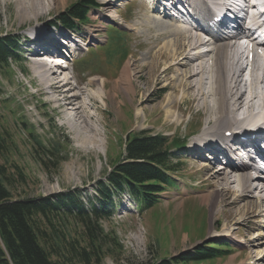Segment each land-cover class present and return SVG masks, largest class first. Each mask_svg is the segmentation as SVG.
Masks as SVG:
<instances>
[{
    "label": "rangeland",
    "instance_id": "374dc122",
    "mask_svg": "<svg viewBox=\"0 0 264 264\" xmlns=\"http://www.w3.org/2000/svg\"><path fill=\"white\" fill-rule=\"evenodd\" d=\"M76 1L53 3L51 12L42 17L43 27L49 34L79 40L77 35L51 28ZM116 1L115 9L107 11L103 8L104 3L96 0L99 7L89 12L85 25H78V35L98 27L99 40L90 42L88 38L82 42L81 46L88 45L89 51H84L74 63L63 69L68 76L76 77L74 83H86L91 77L107 79L112 84L121 76L133 54L141 57L146 54L151 33L142 23L146 20L145 15H151L150 7L143 0ZM16 16L14 0L6 5L0 1V36L13 35L21 39L22 44L21 62L0 68V135L12 141L8 158L3 163L8 167L17 165L25 175V181L18 180L19 185L12 188L15 199L50 197L72 190L84 197L87 207L91 206L90 200L98 206L96 187L122 160L128 136L145 132L183 142L194 133V137L186 140L187 146L200 136L203 123L197 116L188 115L178 126L166 121V112L155 108L154 104L165 100L169 92H159V86L149 88L144 76L143 82L138 83L143 89L146 85L149 88L144 95L130 98L125 94L114 100L116 110L110 107L99 112L102 144L86 146L73 140L70 130L64 126L65 112L52 102L53 96L41 92L39 80L31 67L33 55L30 52L34 47H30L28 40L31 35H36L32 32L36 23L34 20L21 23ZM88 73L93 77L86 79ZM152 99L155 100L151 102ZM139 110H143L141 115H137ZM37 137L41 146L36 143L39 142ZM178 155L182 161L176 186L163 195L159 206L142 213L132 199L123 195L116 199L115 216L96 226L106 253L102 264H154L162 258L191 253L204 244H228L232 252L227 257L193 264H254L248 251L242 250L249 234L248 225L241 221L240 225L232 224V230L239 229L238 236L210 237L211 230H216L217 234L223 231L229 208L217 214L201 204L205 188L193 172L196 163L200 162L199 157L183 152ZM56 224L60 231L71 234L78 242L85 239L82 235L86 229L81 223L68 219Z\"/></svg>",
    "mask_w": 264,
    "mask_h": 264
},
{
    "label": "bare ground",
    "instance_id": "6f19581e",
    "mask_svg": "<svg viewBox=\"0 0 264 264\" xmlns=\"http://www.w3.org/2000/svg\"><path fill=\"white\" fill-rule=\"evenodd\" d=\"M0 1L6 5L12 0ZM14 1L18 20L21 23L34 20L36 23L32 32L39 34L43 40L41 43L37 42L36 47H42V52L47 55H64L62 50L67 48V42L47 33L42 19L51 12L53 3L56 5L61 0ZM165 1L170 3L175 0H151L154 2L150 6L151 15H145L146 20L142 23L151 33L147 52L142 57L133 54L114 83L111 84L107 79L91 78V73L85 77H90L86 83H74L76 77L68 76L63 70L55 72L44 64L43 57L38 54L31 60L34 76L39 80L41 92L53 96L52 102L65 112L64 126L70 130L73 140L86 146L102 144L99 112L110 107L116 110L114 100L125 94L130 98L142 96L150 86L151 89L159 86V92H169L165 100L154 104L155 108L166 112L167 122L178 126L185 122L188 115H194L203 123L200 136L191 141L189 148L183 152L184 155L199 157L200 162L197 160L192 169L199 184L205 188L201 204L212 209V213L220 214L226 208L230 211L226 215L227 223L222 228L223 231H219L221 234H217L214 229L215 232L211 230L210 237L224 239L238 236L239 229L232 230L231 226L240 225L241 221L249 226V234L245 242L242 241V250L248 251L254 264H264L263 171L253 180L249 171L254 169L253 164L229 162L223 168L221 163L222 154L224 157L229 156L225 142L238 141L246 148L248 145L259 147L264 144V87H261L264 84V55L261 57L249 44L238 45L234 35L215 33L210 26L215 16L208 14L209 18L203 23L199 21L197 28L170 17L167 7H162ZM227 1L226 8L236 13V26L243 27L247 23L246 19L239 20L237 17V11L243 8L242 4L249 5L251 10L256 11V3L251 0ZM101 2L104 3L105 10L113 11L117 1ZM142 9L145 10V7ZM155 12L158 14L155 15ZM253 15L250 18L255 22V16H260L261 13L253 12ZM228 25V21L222 20L215 26L226 29ZM95 28L89 29L86 34H80L79 43L73 42L74 55H83L86 48L78 46L88 38L91 39L90 42L99 40V30L98 27ZM60 63L66 64L62 61ZM144 76L148 79L149 88L146 85L143 89L138 83L143 82ZM142 111L139 110L137 115H141ZM253 127L256 128L249 130ZM227 133L231 135L228 136ZM239 135L248 140L242 142ZM216 164L221 166L218 168L220 170L215 169Z\"/></svg>",
    "mask_w": 264,
    "mask_h": 264
},
{
    "label": "trees",
    "instance_id": "16d2710c",
    "mask_svg": "<svg viewBox=\"0 0 264 264\" xmlns=\"http://www.w3.org/2000/svg\"><path fill=\"white\" fill-rule=\"evenodd\" d=\"M95 7V0H78L60 15L57 24L75 29L78 23L88 22V14ZM20 43L13 35L0 36V68L20 62ZM10 141L0 135V264H102L106 253L96 226L114 217L116 199L123 194H128L141 212L159 206L163 195L176 186L181 171L176 152L184 145L145 132L128 136L122 160L96 187L98 206L90 200L87 207L84 197L72 190L50 197L15 199L12 188L19 185L18 180L23 182L25 175L17 165L3 163L12 148ZM68 219L86 229L82 243L59 230L56 222ZM224 246L204 244L191 253L162 258L154 264L219 259L228 255Z\"/></svg>",
    "mask_w": 264,
    "mask_h": 264
}]
</instances>
